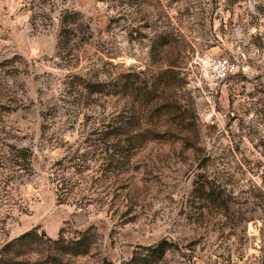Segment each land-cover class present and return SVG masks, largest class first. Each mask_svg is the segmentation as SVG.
Instances as JSON below:
<instances>
[{
	"label": "rangeland",
	"instance_id": "obj_1",
	"mask_svg": "<svg viewBox=\"0 0 264 264\" xmlns=\"http://www.w3.org/2000/svg\"><path fill=\"white\" fill-rule=\"evenodd\" d=\"M132 258L264 264V0H0V264Z\"/></svg>",
	"mask_w": 264,
	"mask_h": 264
},
{
	"label": "built area",
	"instance_id": "obj_2",
	"mask_svg": "<svg viewBox=\"0 0 264 264\" xmlns=\"http://www.w3.org/2000/svg\"><path fill=\"white\" fill-rule=\"evenodd\" d=\"M236 71V64L227 57L195 55L185 69L187 86L210 102Z\"/></svg>",
	"mask_w": 264,
	"mask_h": 264
},
{
	"label": "trees",
	"instance_id": "obj_3",
	"mask_svg": "<svg viewBox=\"0 0 264 264\" xmlns=\"http://www.w3.org/2000/svg\"><path fill=\"white\" fill-rule=\"evenodd\" d=\"M30 234H25L24 236L18 238L16 241H21L27 237H29ZM56 242V241H55ZM77 246L75 248H69V247H62V251L66 254H73V255H81L83 252H85L86 248H87V244L84 241H81V239H79L77 241ZM169 248V244L166 242H161L159 243L155 248L151 249L152 252V256L151 258H155L157 261L162 260L165 252L168 250ZM138 262L135 260V258H132L130 261H128L125 264H137Z\"/></svg>",
	"mask_w": 264,
	"mask_h": 264
}]
</instances>
